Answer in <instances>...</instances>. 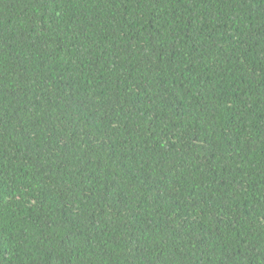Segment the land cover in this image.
Listing matches in <instances>:
<instances>
[{"label":"trees","instance_id":"1","mask_svg":"<svg viewBox=\"0 0 264 264\" xmlns=\"http://www.w3.org/2000/svg\"><path fill=\"white\" fill-rule=\"evenodd\" d=\"M0 264H264V0H0Z\"/></svg>","mask_w":264,"mask_h":264}]
</instances>
